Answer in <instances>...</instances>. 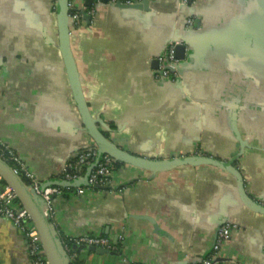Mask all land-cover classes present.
Here are the masks:
<instances>
[{"label": "crops", "instance_id": "obj_1", "mask_svg": "<svg viewBox=\"0 0 264 264\" xmlns=\"http://www.w3.org/2000/svg\"><path fill=\"white\" fill-rule=\"evenodd\" d=\"M183 1L153 0L144 11L71 0L77 12L91 11L80 24L70 19L81 95L106 139L148 166L122 163L113 189L53 197L61 241L91 234L122 244L115 255L72 245V264H122L120 254L138 264L194 262L212 253L226 223L234 228L217 264H264V213L243 201L235 175L167 163L202 154L231 161L264 206V0ZM171 39H183L187 64L183 75L158 79ZM89 147L58 47L55 0H0V148L42 182ZM0 264H32L23 231L2 215Z\"/></svg>", "mask_w": 264, "mask_h": 264}, {"label": "water", "instance_id": "obj_2", "mask_svg": "<svg viewBox=\"0 0 264 264\" xmlns=\"http://www.w3.org/2000/svg\"><path fill=\"white\" fill-rule=\"evenodd\" d=\"M103 3H107L108 0H100ZM150 0H143L137 2L136 0H117L115 3H111L118 8L123 9H135V10H150ZM92 0H86V5L90 6ZM56 6V26L58 35V47L60 54L64 63L66 75L68 82L74 96V100L80 115L81 124L84 132L93 140L94 146L97 149V157L95 162L91 164L85 174V177L78 181H65L59 180L57 177H52L47 181L41 183L42 189L49 185H57L61 187H82L88 186L89 174L102 158L103 155L107 154L113 158L116 162L123 164H129L139 168H147L145 163V157L141 155H136L134 153L124 152L119 149L116 145L110 143L102 131L98 128V122L92 118L88 105L81 95L79 78L75 66L74 59L71 53L70 47V11H71V0H55ZM86 15H83L85 17ZM88 17V16H87ZM186 21V20H185ZM184 21V24H185ZM184 26V25H183ZM193 28V27H192ZM190 28V29H192ZM190 29H185L186 31ZM183 41V39H181ZM185 43L177 45L176 57L180 60V64L177 68V72L183 75V68L186 66L187 62L184 60L185 53ZM180 78L177 79L179 81ZM242 152L243 149H240ZM169 165H212L216 167H221L227 169L229 172L235 175L238 181L239 190L243 201L251 208L256 211L264 213V206L253 200L246 192L243 180L240 173L233 167L232 162L220 161L217 158L208 155H180L176 156L167 161ZM0 175L2 176L4 182L8 184L17 194V198L22 207H24L30 214L33 224L36 226L43 247L46 251L48 260L50 264H72L69 254L67 253L62 241L56 234L54 227L43 212V199L34 193V191L29 187L28 180H25L19 174L13 170V166L7 161L0 158ZM95 189H109L104 186H93ZM86 247V246H84ZM73 248H77L74 246ZM89 249L97 254H112L115 255L116 251H111L107 248L100 246H89Z\"/></svg>", "mask_w": 264, "mask_h": 264}, {"label": "built area", "instance_id": "obj_3", "mask_svg": "<svg viewBox=\"0 0 264 264\" xmlns=\"http://www.w3.org/2000/svg\"><path fill=\"white\" fill-rule=\"evenodd\" d=\"M98 0H92L95 2ZM117 0H109V3H115ZM141 2L143 0H136ZM153 1V0H150ZM185 0L182 2L184 3ZM71 9H74L71 5ZM84 13L75 12L70 15V19L74 24H79V21L83 15H89L91 11H83ZM194 20L192 17H188L184 24V29H190L193 27ZM183 43L180 39H171L166 45L163 52L158 56L157 63L158 67L156 70V77L163 80H172L180 74L177 72V68L180 64V60L176 57L177 45ZM75 160L72 161L67 167L63 169L57 179L65 181H78L85 177V174L80 173V167L87 164L88 167L95 162L97 157L96 147H89L85 150L76 152ZM0 158L9 162H13V170L20 176H24L28 180L29 187L34 191L35 194L40 196L43 201V212L51 218L55 212L53 197L62 194L61 186L49 185L42 189L41 183L32 174L25 172V169L18 164L17 159L7 150L3 148L0 152ZM116 161L109 155L105 154L99 160L94 168H92L88 177V187L99 185L108 187L109 189L115 188L114 185V174L113 168ZM85 191L83 187L75 188L77 195H82ZM17 194L15 191L4 182L0 175V215L9 219L15 226L21 228L27 243V251L32 259V264H50L46 251L43 247V243L40 234L31 220L29 212L17 202ZM234 228L230 223H226L219 228L217 238L212 247V253L208 256L189 262L186 264H217V260L220 257L219 253L222 251L225 243L230 239L231 230ZM71 242L73 246H100L120 252L116 245H112L111 240L108 237L85 234L75 238L66 239ZM70 259L75 258V254H72L73 250L70 251L64 240L62 241ZM70 251V252H69ZM122 264H138L130 263L125 257L120 254Z\"/></svg>", "mask_w": 264, "mask_h": 264}, {"label": "trees", "instance_id": "obj_4", "mask_svg": "<svg viewBox=\"0 0 264 264\" xmlns=\"http://www.w3.org/2000/svg\"><path fill=\"white\" fill-rule=\"evenodd\" d=\"M121 1H125V0H121ZM77 10L76 9H71V11H70V15H72L73 13H75ZM81 20L82 19H80V21H79V24L81 23ZM85 150V149H84ZM2 151V148H0V152ZM9 164H11V165H13V162L12 161H9L8 162ZM123 164L122 163H120V162H116V163H114V168H113V174H115V172H116V170L119 168V167H121ZM87 169H88V165L87 164H84V165H82L81 167H80V173L81 174H85L86 173V171H87ZM57 177V176H56ZM83 188H90V187H88V186H82ZM62 188V194L61 195H63V196H66L67 197V195H69V194H73L74 192H75V188H73V187H61ZM92 188V187H91ZM19 204H20V202H19V200L17 201ZM20 206H21V204H20ZM64 240V242L66 243V245L68 246V247H72V243L71 242H68L66 239H62V241ZM116 247L118 248V250H121L122 249V244L121 243H117L116 244Z\"/></svg>", "mask_w": 264, "mask_h": 264}]
</instances>
